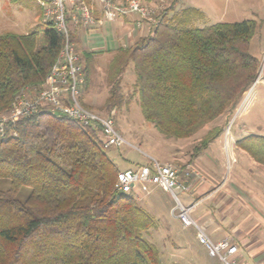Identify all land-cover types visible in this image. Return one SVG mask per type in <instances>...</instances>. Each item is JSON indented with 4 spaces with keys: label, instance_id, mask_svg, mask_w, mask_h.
<instances>
[{
    "label": "trees",
    "instance_id": "trees-1",
    "mask_svg": "<svg viewBox=\"0 0 264 264\" xmlns=\"http://www.w3.org/2000/svg\"><path fill=\"white\" fill-rule=\"evenodd\" d=\"M177 1L170 0L145 35L113 51L104 106L120 108L136 97L142 116L157 131L183 139L235 109L257 79L260 61L249 49L255 20L197 27L202 11H174ZM44 25L40 46L38 31L0 33V110H8L23 91L40 87L56 63L65 36ZM78 31H69L76 46ZM80 53L79 101L91 109L83 94L95 52ZM129 69L135 78L124 95L121 80ZM13 128L16 135L0 136V178L10 179L9 188L0 189V264H165L145 237L157 222L131 193L116 189L121 169L99 129L46 110ZM222 129H209L191 157ZM235 145L264 167L263 135L247 134ZM23 186L31 191L21 201L16 194Z\"/></svg>",
    "mask_w": 264,
    "mask_h": 264
},
{
    "label": "rangeland",
    "instance_id": "rangeland-1",
    "mask_svg": "<svg viewBox=\"0 0 264 264\" xmlns=\"http://www.w3.org/2000/svg\"><path fill=\"white\" fill-rule=\"evenodd\" d=\"M167 2L168 5L170 0H167ZM177 3L174 11L187 7L202 11V19L195 23L197 27H204L216 22H234L245 19L255 20V31L251 38L249 49L259 59V72L263 70L264 77V0H178ZM40 11L41 7L36 0H0V33L6 31L16 33L38 31V46H40L42 44V30L46 28V25L41 22V18L39 19ZM78 32L80 33V42L77 46L75 45V48L77 49L79 59L83 58V55L80 53L81 50L95 52L91 65L90 83L87 91L83 94V100L90 106L91 110L102 115H107L114 109L115 127L123 139V143L119 146L109 147V155L120 169L133 168L137 170L142 164L148 163L150 158L174 166H181L186 161H189L191 167L198 171L202 175V178L205 175V180L208 178L212 180V184L200 194L201 201L205 203L196 204L191 212L192 218L199 225H202L198 221V216L205 211V208H210L208 204L214 206V202L216 203L219 195L223 194V190L219 191L218 189L220 181L224 178L228 181L234 167L236 165L240 166V168L244 167L245 160L249 157L244 156L239 158L238 164L230 163V149H222L221 154H217L216 156L218 161L222 163L221 168L218 165L217 170L219 171V175L216 178H213L212 175L211 178V175L207 174L201 165L193 162L191 149L209 129L218 125L223 128L220 137L223 145L226 131H228L229 136L236 135L237 133L264 136V84L257 82L254 85L247 101L240 110L242 100L238 101L234 110L225 112L193 136L183 139L166 137L144 119L136 97L131 99L128 105L124 104L120 108L113 106L108 110L104 106L108 90L105 81L107 62L119 44L129 45L131 43L125 42L127 39L125 37L127 32L125 26L121 28L118 19L114 22L105 20L93 31L85 33L80 30ZM137 38L135 37L133 41ZM132 78L130 69L126 74H123L120 89L122 94L125 95L130 92ZM33 93L35 92L28 90L23 91L17 96L25 95L31 97ZM0 112H6V110H0ZM204 155H206L205 151L200 156L203 157ZM249 160L251 159L249 158ZM256 165L261 166L259 164ZM196 180L199 181L201 179L197 178ZM9 186V178H0L1 190L8 189ZM228 189L230 190L229 187ZM30 191L31 188L28 186L21 187L16 194L17 199L21 201L25 200ZM129 193L133 196L136 195L135 191H130ZM180 197L183 200V195H180ZM198 198L199 196H191L189 197V201H196ZM138 204L153 216L159 227H161V229L157 228L145 234V237L158 249L165 264H172L173 261H178L180 264L219 263L216 258L208 256L204 247L198 242L194 228L183 227L179 219L174 218L172 209L175 206V202L170 193L163 191L161 188L153 187L149 194H144L143 199L138 200ZM214 221L217 224L216 215L214 216ZM216 224L211 223V229H209L215 232V235L218 232L214 228ZM207 232H209L208 229ZM243 236H246V234H243ZM214 238H220V235ZM260 240L264 243V239L257 238L251 241V244L258 243ZM235 243L238 244V242ZM239 243H241L240 245L243 250L244 246L242 242ZM252 245L255 247L257 244ZM244 250L246 251V249ZM249 256L255 257V262L260 260L258 263H264V252L260 245H258L254 253H249ZM243 259L246 261L249 259L246 252L243 254Z\"/></svg>",
    "mask_w": 264,
    "mask_h": 264
},
{
    "label": "built area",
    "instance_id": "built-area-1",
    "mask_svg": "<svg viewBox=\"0 0 264 264\" xmlns=\"http://www.w3.org/2000/svg\"><path fill=\"white\" fill-rule=\"evenodd\" d=\"M41 7L40 17L43 24L61 31L64 44L56 63L51 67L43 84L31 89L33 95L17 96L6 112H0V136L16 135L13 126L17 121L26 118L39 110L51 114L66 116L76 120L82 126L97 128L103 134L104 147H116L123 139L116 130L114 109L102 115L83 106L78 96L84 83L79 56L75 43L71 41L69 31L74 28L88 32L98 27L103 21H114L121 16L134 14L136 25L146 24L151 27L159 22L160 16L167 7V0H36ZM169 1V0H168ZM263 77V70L258 73L255 82L243 93L239 110L245 104L254 85ZM21 94V93H20ZM8 113V114H6ZM224 144L228 143V131L224 135ZM202 179V175L186 162L181 166L161 163L150 159L137 170L121 169L117 173L115 187L123 193H129L136 183L149 182L171 194L175 206L172 215L179 219L183 227L195 230L198 242L204 247L208 256L216 258L218 264H242L238 260L239 248L231 240L223 238L213 240L191 216L196 203L185 204L180 195L192 190L193 181Z\"/></svg>",
    "mask_w": 264,
    "mask_h": 264
},
{
    "label": "crops",
    "instance_id": "crops-1",
    "mask_svg": "<svg viewBox=\"0 0 264 264\" xmlns=\"http://www.w3.org/2000/svg\"><path fill=\"white\" fill-rule=\"evenodd\" d=\"M137 19H138L137 16L134 14H127L125 16H121L118 18L120 27L124 28L125 26V30H127L125 34V37H127V39L125 40V42L132 43L135 41V40L133 41L135 37L145 35L151 29L146 24H142L141 26L138 27L135 23ZM94 29L95 28L89 31H93ZM134 31L135 33H133ZM120 45L121 44H119L118 46ZM131 73L133 76L132 80L134 81L135 75L132 70ZM258 82L264 84V77L258 80ZM245 135L247 134L237 133L236 135H231L229 136L228 143L226 145L225 144L223 145V142L220 138L221 137L220 134L218 137L212 140L199 155L193 158L191 157L193 162L201 165L204 168V170L207 172V174L211 175V178L212 175L213 178H216V176L219 175V171L217 169H218V165L220 166V168L222 167V163L218 161L216 156L217 154H221L222 149L223 150H226L227 148L230 149L229 150L231 156L229 158L230 163L233 162L238 164L240 160L239 158H242L244 156H247L251 159V160H249V158L246 159L245 165L242 168L236 165L232 170V172L230 173V177L228 181L225 180V178L222 181H220L218 189L219 191L223 190V194L219 195L216 203L214 202L215 204L214 206L212 204H208L210 208L208 209L205 208V211H203L198 216V221L199 223H202L201 226L204 227L206 232L208 229L209 232H207V234L213 240L216 241L223 238H227L231 240L233 243L238 242L239 245L237 243L235 244L239 248L240 252H239L238 260L242 264H264V263H258L260 260H257L255 262L254 261L255 257L252 258L251 256H249V253L251 252L254 253L256 251L258 245H260V247L263 248V252H264V243L261 240L258 243L255 242L257 244L256 246L254 245L255 247H253L252 245L255 243L251 244V241H253L254 239L257 238L264 239V198H263L264 167L262 165H261L262 167L257 166L256 164L259 163L255 162L242 149L238 148L235 145V142L239 138ZM204 151L206 155L201 157L200 155ZM150 159H154V158H150ZM204 176L199 181L198 180L193 181V187L190 193L182 194L183 195L182 201L185 204L205 203L201 201L200 194L203 193L206 190V188L212 184V180L209 178L205 180ZM241 178H243L244 180ZM148 185L150 186L148 187ZM153 187H158V186L149 182H140L139 184L136 183L131 191L136 192V195L134 197L138 202V200L143 199L144 194L145 195L149 194ZM228 187L230 188V190L228 189ZM191 196H199V198L196 201H189V197ZM147 204L149 205V203ZM215 215L217 216V224L214 221ZM211 223L216 224L214 228H216V230L218 231L217 235H220V238L217 239L214 238L217 235H215V232L209 230L211 229ZM205 227L208 228L206 229ZM157 228L161 229L158 223H157ZM243 234H246V236H243ZM239 242H242L244 249H246V251L244 249L242 250V246L240 245L241 243ZM244 251L246 252V255H248L249 258L248 261L243 259V254H245ZM261 260L263 261V259ZM172 264H180V263L178 261H173Z\"/></svg>",
    "mask_w": 264,
    "mask_h": 264
}]
</instances>
